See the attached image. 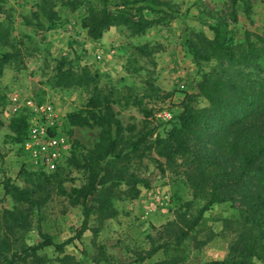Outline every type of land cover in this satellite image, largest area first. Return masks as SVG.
Returning a JSON list of instances; mask_svg holds the SVG:
<instances>
[{
  "label": "rangeland",
  "instance_id": "1",
  "mask_svg": "<svg viewBox=\"0 0 264 264\" xmlns=\"http://www.w3.org/2000/svg\"><path fill=\"white\" fill-rule=\"evenodd\" d=\"M0 0V30L7 33L6 45L0 41V58L9 53L12 58L0 76V108L7 105L11 94L33 96L52 102L56 112L67 122V115L84 109L90 97H108L121 126L133 135L143 127L153 136H163L174 124L162 122L156 116L161 111L179 113L185 95L194 94V84L200 73L213 69L230 74L233 70L250 78L264 76V58L247 64L230 66L226 62L197 66L187 44L202 49L204 39H211L209 27L223 25L226 39L232 46L243 42L264 40V0H155L173 5L174 19L166 26H151L142 34L133 35L124 27H111L100 39L89 40L82 21L85 8H101V0ZM128 3L127 9L149 5V0H106L112 11L116 5ZM163 8V7H162ZM55 16L48 22L47 14ZM145 19L159 14L143 11ZM102 55L96 60L95 55ZM75 78L82 73L91 78L87 84L69 87L55 86L56 67ZM196 107L206 106L195 98ZM0 118V220L3 210L15 208L2 184L7 181L19 189L34 191L41 177L19 169L14 136ZM98 129L73 128L69 131L75 143L73 154L84 155L97 141ZM202 153L217 161L226 171L237 172V164L220 156L207 145ZM137 162L125 163L128 174L146 183L133 200L112 199L115 216L99 222L95 214L87 220V228L77 235L81 208L70 207L67 198L57 193L53 177H49L52 192L39 207L29 210V226L19 231L12 250L0 256L4 264L14 251L34 246L44 238L52 244H64L58 253L52 246L37 255L56 264L68 256L72 264H203L210 261H236L238 252L232 246L247 234L244 224L246 206L243 191H252L254 183L243 178L242 184L230 192L231 199L212 205L180 243L176 236L185 230L202 206L200 196H194L182 175L179 162L167 164L153 152ZM62 187L68 193L79 188L85 179L82 170H66ZM123 187V186H121ZM231 191V190H230ZM1 222V221H0ZM96 230L94 234L92 230ZM0 229V234H1ZM264 235V233H262ZM258 256L250 264H264V239ZM160 249L153 252V249Z\"/></svg>",
  "mask_w": 264,
  "mask_h": 264
},
{
  "label": "trees",
  "instance_id": "2",
  "mask_svg": "<svg viewBox=\"0 0 264 264\" xmlns=\"http://www.w3.org/2000/svg\"><path fill=\"white\" fill-rule=\"evenodd\" d=\"M149 5L127 9L125 1L116 5L110 11L106 0H101L102 7L86 6V15L82 21L89 40H98L111 27H124L133 35L142 34L151 26H166L174 19L171 11L173 5L155 0H149ZM163 7V8H162ZM143 11L159 14L154 19H145ZM55 16L48 12V22ZM224 26L209 27L212 38L202 40V49H197L190 43L187 47L193 63L197 66L209 63L226 62L230 66L247 64L252 60L264 58V40L256 38L250 41L248 34L244 35L242 43L232 46L226 39L227 31ZM7 33L0 30V41L6 45ZM12 58L5 53L0 58V76L3 68ZM220 65V64H219ZM219 71V69H218ZM215 69L200 73L194 84L195 93L185 95L179 104V113L173 120L174 124L163 136H153L143 127L133 135L124 133L126 130L113 112L108 97H90L80 112L67 115L70 128L98 129L97 141L84 155L75 156L72 153L67 160L66 168L52 175L32 174L40 176L41 182L34 191L19 189L5 181L2 184L4 194L9 196L14 209L3 210L0 222V256L12 250V244L18 239L19 231L29 226L28 215L32 207L43 205L48 199L52 187L49 177H53L52 185L57 193L67 198L70 207L81 208V221L77 235L86 230L87 220L95 214L102 222L113 218L116 214L112 209V199L133 200L139 195L140 188H146L137 176L128 174L125 163L137 162L153 152L167 164L179 162L183 167L182 175L192 190L194 196H200L202 206L197 210L188 227L176 236L180 243L192 228L199 222L202 214L212 205L221 204L231 199L230 192L242 184L243 178H250L253 190L243 191L241 200L246 206L244 224L248 225L247 234L239 239V245L232 246V251L238 252L236 261H210L203 264H250L252 258L258 256L264 239V76L250 78L249 75L233 70L230 74ZM91 78L82 73L75 78L68 71L56 67L54 85L69 87L87 84ZM201 98L206 106L196 107L195 98ZM8 130L19 143L23 134V123L20 119L9 121ZM128 132L130 130H127ZM126 131V132H127ZM207 145L212 151L226 157L237 164V172L226 171L217 161H213L202 153ZM136 163V164H137ZM124 164V165H123ZM82 170L85 181L79 188H71L67 193L61 186L67 177L66 170ZM123 186V187H121ZM231 190V191H230ZM95 234L96 230H92ZM66 243L52 244L43 239L34 246L14 251L4 264H50L37 253L52 246L58 253ZM160 249L156 247L153 252ZM68 256L56 259V264H72Z\"/></svg>",
  "mask_w": 264,
  "mask_h": 264
},
{
  "label": "built area",
  "instance_id": "3",
  "mask_svg": "<svg viewBox=\"0 0 264 264\" xmlns=\"http://www.w3.org/2000/svg\"><path fill=\"white\" fill-rule=\"evenodd\" d=\"M101 57L99 53L95 55L98 61ZM0 118L8 124L12 119H20L23 123V134L16 144L20 170L52 175L66 168L72 153L71 128L56 112L52 102L29 95L11 94L6 107L0 108ZM156 118L167 123L172 115L161 111Z\"/></svg>",
  "mask_w": 264,
  "mask_h": 264
},
{
  "label": "crops",
  "instance_id": "4",
  "mask_svg": "<svg viewBox=\"0 0 264 264\" xmlns=\"http://www.w3.org/2000/svg\"><path fill=\"white\" fill-rule=\"evenodd\" d=\"M17 5H25L26 1H23V0H18L17 2ZM4 69L2 70V73H3ZM73 129V128H71Z\"/></svg>",
  "mask_w": 264,
  "mask_h": 264
}]
</instances>
